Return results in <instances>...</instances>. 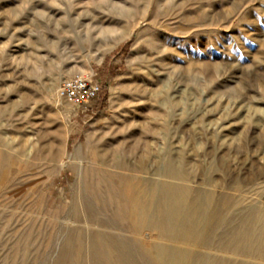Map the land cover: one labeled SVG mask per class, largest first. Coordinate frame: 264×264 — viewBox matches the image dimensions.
<instances>
[{"label":"rangeland","instance_id":"374dc122","mask_svg":"<svg viewBox=\"0 0 264 264\" xmlns=\"http://www.w3.org/2000/svg\"><path fill=\"white\" fill-rule=\"evenodd\" d=\"M76 73L102 87L86 107L57 94ZM168 160L264 206V0H0V264H104L78 185Z\"/></svg>","mask_w":264,"mask_h":264},{"label":"bare ground","instance_id":"6f19581e","mask_svg":"<svg viewBox=\"0 0 264 264\" xmlns=\"http://www.w3.org/2000/svg\"><path fill=\"white\" fill-rule=\"evenodd\" d=\"M145 167L142 161L140 174L124 190L102 170L90 175L97 189L78 185L86 231L96 224L92 246L98 247L101 263L131 264L123 228L112 223L123 226L127 212L133 231L145 236L137 244L151 264H264V206L195 187L190 171L170 160L155 168L166 179L141 175L148 172Z\"/></svg>","mask_w":264,"mask_h":264},{"label":"built area","instance_id":"2783aa9c","mask_svg":"<svg viewBox=\"0 0 264 264\" xmlns=\"http://www.w3.org/2000/svg\"><path fill=\"white\" fill-rule=\"evenodd\" d=\"M102 87L89 75L76 73L64 78L58 85V96L72 106L86 107L100 93Z\"/></svg>","mask_w":264,"mask_h":264}]
</instances>
